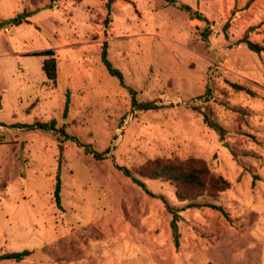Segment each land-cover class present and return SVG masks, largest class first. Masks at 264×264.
I'll return each instance as SVG.
<instances>
[{
  "label": "rangeland",
  "instance_id": "obj_1",
  "mask_svg": "<svg viewBox=\"0 0 264 264\" xmlns=\"http://www.w3.org/2000/svg\"><path fill=\"white\" fill-rule=\"evenodd\" d=\"M106 2L0 0V256L30 252L0 264H264V51L242 42L264 48V0H117L109 15ZM103 44L137 101L158 109L131 111L101 63ZM46 49L55 86L44 58L26 56ZM52 120L58 131L25 127ZM82 146L108 151L100 160ZM173 157L203 160L230 183L199 200L227 217L182 209L171 185L136 176L147 195L120 170Z\"/></svg>",
  "mask_w": 264,
  "mask_h": 264
},
{
  "label": "trees",
  "instance_id": "obj_2",
  "mask_svg": "<svg viewBox=\"0 0 264 264\" xmlns=\"http://www.w3.org/2000/svg\"><path fill=\"white\" fill-rule=\"evenodd\" d=\"M59 0H50V4L46 8H51L54 2ZM117 0H107L106 10L107 14H110L113 3ZM169 4H174L175 0H165ZM179 8L183 11H187L192 19L199 21H206V19L200 14L195 12L191 7L187 5H180ZM41 9H35L30 13L24 14L23 17L13 18L11 20L2 23L3 25H19L23 22L24 18L30 17L33 14H36ZM109 20H106L108 23ZM1 26V25H0ZM209 29L206 27L205 32H208ZM242 42L246 47L255 53H261L264 51V48L258 46L257 44L249 41L247 38H244ZM31 56H40L43 57L41 69L46 77V79L53 85H56L57 79V62L54 57V51L47 49L38 53H32ZM101 63L108 72V74L118 80L119 85L124 88L130 97V109L131 111H153L159 108L154 102H138L136 99L137 92L127 86L124 81V77L119 70L114 68L110 60L108 59L106 45L103 44L102 50L100 53ZM231 87L239 92H243L251 97L255 96V93L250 89L245 88L244 86L231 84ZM69 104V94L66 93V100L64 104V114L68 111ZM204 122L213 130H215L220 139L222 140V129L219 126H216L205 114H203ZM25 127L31 130H42V131H58L55 128V121L52 120L48 123H34L32 125H26ZM67 139H74L67 134H64ZM81 146V145H80ZM83 147V146H82ZM84 152L92 154L95 159H103V156L107 153L106 150L104 153L95 152L87 147H83ZM122 173L129 177L131 181L137 186L141 187L147 195L153 196L147 190L144 183L139 180L136 176L157 180L161 182L168 183L174 188V195L178 202L185 203V206L182 209H199L202 207H208L213 210L219 211L225 217L227 213L225 209L221 206L215 205L213 202H200L201 198H209L211 201H215L219 195L230 188V183L224 179L222 176L216 175L211 172L208 165L200 159L195 158H186L179 159L176 157L173 158H155L146 161L142 166L138 168L135 172H132L128 169H121ZM61 182L59 177H56V182L54 185V199L57 207H60V189ZM168 211L173 215V219L170 221V230L173 238V243L175 247L179 245V232L177 227L178 222V213L177 210L167 207ZM30 252L23 251L18 253H8L0 256L2 260H12L15 262H20L29 256Z\"/></svg>",
  "mask_w": 264,
  "mask_h": 264
},
{
  "label": "crops",
  "instance_id": "obj_3",
  "mask_svg": "<svg viewBox=\"0 0 264 264\" xmlns=\"http://www.w3.org/2000/svg\"><path fill=\"white\" fill-rule=\"evenodd\" d=\"M37 14V13H36ZM33 15H35V14H33ZM33 15H31V16H33ZM30 16V17H31ZM47 50V49H46ZM42 51H44V50H42ZM38 52H41V51H38ZM38 52H32V53H38ZM32 53H30V54H32ZM30 54H27L26 56H28V55H30Z\"/></svg>",
  "mask_w": 264,
  "mask_h": 264
}]
</instances>
